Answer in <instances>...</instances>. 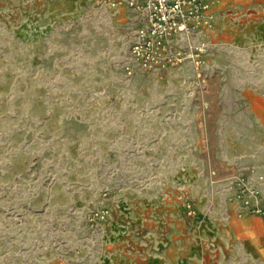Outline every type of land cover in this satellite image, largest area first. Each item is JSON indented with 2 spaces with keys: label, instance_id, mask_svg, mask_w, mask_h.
<instances>
[{
  "label": "rangeland",
  "instance_id": "374dc122",
  "mask_svg": "<svg viewBox=\"0 0 264 264\" xmlns=\"http://www.w3.org/2000/svg\"><path fill=\"white\" fill-rule=\"evenodd\" d=\"M113 1L0 0V264H264V0L159 70Z\"/></svg>",
  "mask_w": 264,
  "mask_h": 264
},
{
  "label": "built area",
  "instance_id": "2783aa9c",
  "mask_svg": "<svg viewBox=\"0 0 264 264\" xmlns=\"http://www.w3.org/2000/svg\"><path fill=\"white\" fill-rule=\"evenodd\" d=\"M215 1L114 0L113 5H126L136 17L131 43L134 62L146 70H159L185 57L183 39L200 33L211 22L210 11ZM199 62L196 60L197 64ZM229 181L244 211L264 215V202L257 186L246 182L244 177H233Z\"/></svg>",
  "mask_w": 264,
  "mask_h": 264
}]
</instances>
